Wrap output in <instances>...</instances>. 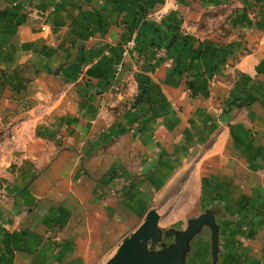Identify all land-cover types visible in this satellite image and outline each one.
<instances>
[{
	"label": "crops",
	"instance_id": "obj_1",
	"mask_svg": "<svg viewBox=\"0 0 264 264\" xmlns=\"http://www.w3.org/2000/svg\"><path fill=\"white\" fill-rule=\"evenodd\" d=\"M162 3V0H0V91L9 95L3 105L17 104L10 96L19 82H25L23 92L40 107L43 118L71 130L65 140L80 144L79 138L83 137L77 133L83 128L88 130L84 137L92 142L99 128L120 122H107L105 101L110 96L112 80L119 73L117 65L123 60L121 78H133L135 74L138 78L128 95L124 94L125 98L133 104L138 89L141 91L149 84L152 100L156 102L153 110L147 105L145 117L163 113L158 122L151 120L154 128L150 125L146 132L149 136L142 140L153 141V137L162 136L169 150L159 151L157 157L143 158L138 170L146 175L139 180L135 163L127 167L121 159L116 164L114 157H89L85 172L80 173V150L72 147L57 152L42 172L34 176L30 172L20 173L21 178L8 187L14 203L0 205V217L14 207L22 213L6 220L8 230L0 231V264L99 263L109 255L114 236L129 221L137 222L151 204L149 186L161 189L169 174L175 175L185 168L184 161L194 159L195 154L191 156L181 150H191L187 145L200 149L213 139L209 152L197 160L195 171L200 176L201 189L210 193L208 203L227 212L222 244L231 248L229 256L235 257L232 264H264V231L262 243L260 237L247 239L255 245L247 251L240 250L241 242L232 237L238 232L235 217L243 214L246 207L259 209L262 215L255 223L259 219L264 223V138L260 140L261 134H254V141L252 136L242 134L238 129L244 117L236 116L238 108L219 100V96H227L226 88L231 91L229 100L241 95L235 93L240 85L232 90L233 84L229 88L224 82L228 78L247 83L264 80V0H178L183 18L175 13L155 17L153 11ZM211 16L219 23L208 31L213 22H208ZM133 36L135 48L122 59ZM182 43L187 44L190 75L173 78L170 66L176 58L184 60L186 56L178 50ZM154 44L168 47V57L163 48L157 55L150 52L142 55L143 49H152ZM143 61L149 65L143 66ZM209 62L215 65L218 82L200 96L192 97L184 89L185 79L194 78V64L202 68ZM244 96H251L253 102L245 113L246 127H264V102H254L258 96H264V86L252 87ZM129 115L123 118L127 121ZM249 138L254 150L249 149L250 154L243 153L240 158L245 168L238 172L227 163L223 166V160ZM175 143L179 144L178 149L173 147ZM223 144L228 146L227 151L223 152ZM88 148L83 150L89 153ZM239 154L235 153L237 158ZM228 160L233 164L231 157ZM114 170L117 173L108 187L118 189V197L101 200L97 193L102 181L96 176ZM39 200L42 203H33ZM29 207L36 209L27 212ZM17 219H20L18 227ZM58 224L63 229L55 238L46 239ZM205 240L207 245L208 239ZM203 245L200 250L205 254Z\"/></svg>",
	"mask_w": 264,
	"mask_h": 264
},
{
	"label": "rangeland",
	"instance_id": "obj_2",
	"mask_svg": "<svg viewBox=\"0 0 264 264\" xmlns=\"http://www.w3.org/2000/svg\"><path fill=\"white\" fill-rule=\"evenodd\" d=\"M176 2L177 8L173 13H175V16H181L183 18V11L179 9L178 0H176ZM209 13L213 14V12ZM213 18L215 17H209L208 22L211 23V21H213ZM217 21L214 20L209 25L208 31H211L209 29L214 28V23H217L218 25L219 22ZM135 39L136 36H133L132 39L127 42L125 50L122 54V59L129 53V51L135 48ZM151 46L155 47H152V49H150V47L143 49L142 55H146L149 52L150 55H157L163 48L164 54L168 57V52L170 51L168 47L164 48L161 45H157V47H159L157 48L155 44ZM186 47L187 44L182 43L180 49H178L179 53H186V56L184 58L185 61L183 59L176 58L173 64L170 66V68L172 69L171 75L173 78H178V76L189 74L187 72L189 64L187 62L188 51H186ZM237 58H240V56H238ZM170 59H174V57H171ZM122 62L123 60H120V63L117 65L119 68L116 71L119 73H116L115 78L112 80L111 93L107 101H105V117L108 120L106 121L113 123L115 120L120 121L118 123L121 125V128L118 130V123L115 125L107 124L104 128L98 129V131L95 133L96 137L92 142H90V138L88 139L86 136L84 137L85 131L87 133L86 135H88V130H84L83 128L78 129L77 133V135L83 137L82 139L79 138V141H81L80 144L71 143L70 141L65 140V138L70 135L69 133L71 130L68 128L60 127L56 122L48 121L43 118L42 110L40 109V107H37L34 102L30 101L27 98V95L24 94L23 91L26 89L25 82H19L20 85L17 86V89H15L12 96H10L14 101H16L18 105H8L7 103L3 105L2 101H5V97L9 98V95H3V91H0V205L8 206L9 203H14L12 196L9 195L8 187L9 185H15L16 181L21 178L20 173H24V171L25 173L30 172L31 176H34L42 172L43 168L54 159V156L57 154V152L67 147L77 148L78 150H80V173L85 172V165L87 164L86 162L88 161L89 157L92 158L97 156L101 157V159L114 157L117 158L116 164H118L121 159L127 167L135 163L134 165L137 166L133 167H135L138 172L136 174V177L140 176L139 178H137V180L144 179L146 173L140 174V170H138V167L140 166L139 164L144 162L143 158L152 156L157 157L159 151L168 150L166 148L167 142L166 140L161 139L162 136L161 138H159V136L153 137V141H148L147 139H145L144 141L142 140V138L147 135L146 132L149 130L150 125L151 129L154 128V124L151 123H154L155 120L156 122H158L157 119L160 120V118L163 116V113H153L154 115L151 114L150 116L149 114L150 117H145V114L148 113L149 108L147 107V105L152 106L156 102V100H152L153 97L151 96V92H153V90L152 88L150 89L149 84L147 88L144 87V89H142L141 91L139 90L141 88L138 89V91L136 92V100L133 104H130V100L128 98H125L126 95L124 94L128 95L131 89L130 86H132V84H135V80L138 78L135 74V77L133 78L130 77L122 79L121 73L123 72L122 69L124 68V63ZM142 65L147 66L149 65V62L143 61ZM191 65L193 66V64ZM206 65L207 66L203 65L202 68H200L197 63L196 65L194 64V68H196L195 74L193 75L194 78L185 79L183 77V80L185 79L184 89L192 97L200 96V94L204 92V90L211 89L214 84L218 82L219 78H216L214 72L215 65L213 66V63ZM224 82L228 84L229 88L230 85L233 84L232 90L237 85L241 86L240 90H237V92H235L236 95L238 93H240L241 95H237L236 98H233V100H229L231 91L228 88H226L225 90L228 93L227 96H219L221 104L228 105V102H230L232 106L238 108V111L235 113L236 116H239L240 119L241 117H244V120H242V122H239L238 130L241 131V133L244 135L252 136L254 141L256 137L254 134H261V137L259 139H263L264 127H246L247 121L245 113L250 108L253 102L251 101L252 97L244 96V93L246 95L247 92L252 89V87H257L260 85L264 86V80L259 79L256 80L255 83H247L246 80L240 81L236 79L234 81L233 79L228 78L227 81ZM3 86L6 87V84H4ZM160 91V89H157V92ZM166 101L168 100L166 99ZM254 102L263 104L264 96H258L254 99ZM151 110H153V106ZM128 114L130 115L128 116L126 121L123 116H127ZM140 120H143V124H139ZM260 125H262V123ZM127 135H130L129 138ZM147 136H149V134ZM127 138L128 140H125ZM251 140L249 138L247 141H241V145H238L237 147V152L235 150L230 156L231 159L234 160L233 164L229 163V157L223 160V166H227L228 164V166H234L238 172H241L243 168H245V162L240 160V158L242 157V155H244L243 153H246L247 155L250 154V152L248 151L249 149L254 150V145L251 143ZM88 141L90 145H88ZM213 142L214 139L209 141L200 149L197 148V150L192 149L193 145H187L191 146V150L185 148L181 150L183 153L191 154V156L195 154L194 159H191L189 162L184 161L182 164L185 166V168L180 169L176 174L175 171V175H171L173 172L169 174L166 177L165 181H163L164 185L162 184L163 187H161V189H155L153 186H149L148 193L151 199V204L144 212L143 216L139 220H137V222L129 221L126 225V228L123 231H120L117 236H114L112 245L109 249V255L105 258L103 257L99 261V263L96 264L106 263L116 253L123 240L143 223L146 214L151 209H156L159 212V226L164 231L171 229L184 230L187 228L190 219L199 216L208 208H213V206L217 205L214 203H208V200H210V193H205L201 189L200 176L197 171H195V166L198 162L197 160L201 156L203 157L207 152H209L210 147L213 145ZM178 143H175L173 147H177L178 149ZM88 146V150L90 149V152L86 153L83 150V147ZM234 147L236 148V145H234ZM222 149L223 152L227 151L228 146H226V144H223ZM258 149H260V147ZM238 152L240 153L239 158H237V156L235 155V153ZM104 155H106V157H104ZM236 159H239L238 161L243 162L242 165H239ZM108 173L109 174L106 175L101 174L99 176H96L99 181H102L101 188L98 191L99 193H97L101 200H107L108 198H117L119 194L118 189L108 187L110 180L115 178V174L117 173L116 170L112 172L110 171ZM33 203L42 202L39 200ZM35 209V207H29L27 209V212H32ZM252 212V215H247V213L251 214ZM226 213L227 212H223V209H221L220 216L218 217V222L220 224V252L218 264H232L235 260V257L230 258L229 256L231 248L225 246V244H222L221 234L224 225V219L227 216ZM18 215H22V213L20 210L17 211L16 207L11 208V210L5 211L0 217V231L2 232V230H8V228H5L4 223L6 222V220L15 219ZM260 215H262L260 213V210L257 208H253L252 206L251 209L246 207V211L243 212V214L235 217L236 221H238V223L236 222L238 232L236 235L232 234V237H235L236 239L238 238L241 242L239 244L241 246L240 250L247 251L248 248L255 247L254 244L249 243V241L247 240H252V237H255V240L260 237V242L262 243L263 236L261 235H263L262 233L264 231V223L260 219L259 222L255 223V219ZM19 221L20 219H17L16 227H18L17 224L20 223ZM12 228H14V225L12 226ZM62 229V225H56V231H52L55 235L48 234L46 236V239L55 238ZM205 238L208 239L207 245ZM173 240V236H164V241L167 243H170ZM234 241L232 240L231 242L234 243ZM202 243H204L202 247H205L206 249L205 254H203L204 252L202 253L203 249L200 246ZM256 246L258 247V243L256 244ZM157 248H160V245H158ZM212 260L211 242L206 234L202 238L199 237L197 241L194 242L192 252L188 256L186 264H213Z\"/></svg>",
	"mask_w": 264,
	"mask_h": 264
},
{
	"label": "water",
	"instance_id": "obj_3",
	"mask_svg": "<svg viewBox=\"0 0 264 264\" xmlns=\"http://www.w3.org/2000/svg\"><path fill=\"white\" fill-rule=\"evenodd\" d=\"M220 213L221 208L215 205L190 219L186 229L164 231L159 226V212L151 209L143 223L123 240L116 253L104 264H186L194 242L206 234L211 242L212 262L218 264ZM164 236H173L174 240L167 243Z\"/></svg>",
	"mask_w": 264,
	"mask_h": 264
},
{
	"label": "built area",
	"instance_id": "obj_4",
	"mask_svg": "<svg viewBox=\"0 0 264 264\" xmlns=\"http://www.w3.org/2000/svg\"><path fill=\"white\" fill-rule=\"evenodd\" d=\"M162 6L158 10L153 11V15L158 18H164V16L171 15L177 8L176 0H162Z\"/></svg>",
	"mask_w": 264,
	"mask_h": 264
}]
</instances>
